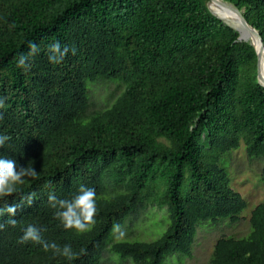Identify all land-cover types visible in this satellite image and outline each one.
Wrapping results in <instances>:
<instances>
[{"label":"trees","instance_id":"obj_1","mask_svg":"<svg viewBox=\"0 0 264 264\" xmlns=\"http://www.w3.org/2000/svg\"><path fill=\"white\" fill-rule=\"evenodd\" d=\"M243 11L264 42V0H223ZM209 0H0V156L32 166L17 191L15 226L0 215V264H101L113 234L149 206L170 224L154 241L120 240L110 250L134 264L190 257L200 222H237L248 206L221 157L245 145L263 161L264 86L251 42L214 15ZM71 50L48 61V47ZM31 69L16 67L28 43ZM114 81L113 104L87 115L92 83ZM96 192L90 231L65 229L48 200ZM31 198V203H29ZM247 237L222 236L209 264H264V201ZM72 257L21 243L24 229Z\"/></svg>","mask_w":264,"mask_h":264},{"label":"rangeland","instance_id":"obj_2","mask_svg":"<svg viewBox=\"0 0 264 264\" xmlns=\"http://www.w3.org/2000/svg\"><path fill=\"white\" fill-rule=\"evenodd\" d=\"M89 89L90 109L87 115L111 106L123 91V86L114 81H100L90 84ZM220 164L228 169L232 188L245 198L248 203L247 208L235 223L228 220L218 223L200 222L192 255L190 257L181 254L168 256L165 264H209L219 238L222 236L244 238L250 234L252 211L264 201L263 161L251 159L245 145L242 144L240 148L223 155ZM169 224L166 208L149 206L120 227V232H113L101 264H120L121 262L134 264L132 260H121L118 255L112 253L111 245L120 240L154 241L163 235Z\"/></svg>","mask_w":264,"mask_h":264},{"label":"clouds","instance_id":"obj_3","mask_svg":"<svg viewBox=\"0 0 264 264\" xmlns=\"http://www.w3.org/2000/svg\"><path fill=\"white\" fill-rule=\"evenodd\" d=\"M28 53L20 54L16 58V67L22 69L24 72H28L31 69L30 59L37 55L39 48L33 43H28ZM71 50L72 54L75 55V49H69L65 46L62 48L61 44L57 41L52 43L48 47V61L53 65H58L63 62ZM3 106V100H0V107ZM9 137L6 135H0V147H3ZM36 171L32 166L18 167L17 162L12 158L0 156V201L5 198L12 196L17 191V186L24 183V178L35 177ZM48 200L53 208H56V217L62 222L65 229H75L77 233H84L90 231L95 225L94 217L97 214L96 207V192L93 188L81 186L71 199L57 200L55 195L49 194ZM31 203V198H29ZM17 206L15 204L7 206L6 208L0 209V215L7 213L10 219L7 223L11 226H15L17 223L14 217L16 214ZM3 225H0L2 228ZM114 232H120V225H113ZM122 235V233H121ZM41 243L43 244L44 250L47 251L51 248L54 254L62 255L68 259H71L73 253L70 245H65L62 249L59 248L55 243L47 244L44 243L40 236V229L33 225H29L24 229V234L20 238V242Z\"/></svg>","mask_w":264,"mask_h":264},{"label":"water","instance_id":"obj_4","mask_svg":"<svg viewBox=\"0 0 264 264\" xmlns=\"http://www.w3.org/2000/svg\"><path fill=\"white\" fill-rule=\"evenodd\" d=\"M216 3L221 7H224L231 11L233 15L236 17L238 27L230 25L227 23L223 18L219 17L211 8V4ZM208 7L210 11L216 15L218 18L223 20L226 24L230 27L234 28L239 33V40L240 41H247L251 42L258 54V80L262 86H264V42L260 32L253 27L248 20L243 15V11L239 10L236 6L227 3L223 0H209Z\"/></svg>","mask_w":264,"mask_h":264},{"label":"bare ground","instance_id":"obj_5","mask_svg":"<svg viewBox=\"0 0 264 264\" xmlns=\"http://www.w3.org/2000/svg\"><path fill=\"white\" fill-rule=\"evenodd\" d=\"M211 8L214 11V13H216L219 17L223 18L230 25H233L236 27L239 26L237 23L236 17L228 9L221 7L216 3L211 4ZM263 73H264V71H263Z\"/></svg>","mask_w":264,"mask_h":264},{"label":"flooded vegetation","instance_id":"obj_6","mask_svg":"<svg viewBox=\"0 0 264 264\" xmlns=\"http://www.w3.org/2000/svg\"><path fill=\"white\" fill-rule=\"evenodd\" d=\"M120 264H123L122 262Z\"/></svg>","mask_w":264,"mask_h":264}]
</instances>
